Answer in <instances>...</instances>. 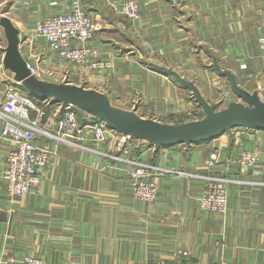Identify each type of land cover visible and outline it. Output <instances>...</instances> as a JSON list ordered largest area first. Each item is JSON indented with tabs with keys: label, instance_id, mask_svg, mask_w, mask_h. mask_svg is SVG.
I'll return each mask as SVG.
<instances>
[{
	"label": "crops",
	"instance_id": "obj_1",
	"mask_svg": "<svg viewBox=\"0 0 264 264\" xmlns=\"http://www.w3.org/2000/svg\"><path fill=\"white\" fill-rule=\"evenodd\" d=\"M81 1L98 27L91 45L113 61L111 68L78 69L61 62L44 38L33 37L38 21L68 11L74 0H0V14L20 30L27 61L55 71H44L42 78L63 81L68 68L72 83L104 91L114 104L158 119L199 104L189 88L159 69L161 62L144 59H166L165 65L188 79L215 78L211 61L218 59L240 85L264 95V0H138L141 17L135 24L113 7L125 0ZM3 49L0 102L7 87ZM208 58L210 66H200ZM198 85L210 101L217 95L214 84ZM226 92L239 99L231 85ZM223 135L220 141L138 147L141 158L160 168V193L153 203L134 198L129 164L112 156L130 157L122 143L91 135L79 148L39 137L53 151L41 184L11 200L4 178L9 142L0 138V264H21L27 253L48 264L160 259L213 264L221 258L229 264H264V129L242 127ZM218 143L223 149L214 171L235 179L227 183L225 213L204 211L199 204L204 183L199 175L209 172L204 161ZM242 147L258 152L255 167L234 161Z\"/></svg>",
	"mask_w": 264,
	"mask_h": 264
},
{
	"label": "built area",
	"instance_id": "obj_2",
	"mask_svg": "<svg viewBox=\"0 0 264 264\" xmlns=\"http://www.w3.org/2000/svg\"><path fill=\"white\" fill-rule=\"evenodd\" d=\"M115 10L126 17L132 24L141 17V5L138 0H125L113 3ZM95 18L88 13L81 0H74L68 11L48 15L38 21L33 37H42L48 43L50 51L63 63H71L78 69L106 70L113 66V61L100 55L91 42L97 31ZM4 54H5V49ZM6 80V92L0 102V138L9 142L6 154L4 178L10 199L36 191L41 184L42 175L48 166L53 151L48 145L41 144L40 138L54 139L72 147L82 146L83 138L91 135L96 141H112L122 143L123 151L130 154L129 158L112 155L125 160L131 177L133 196L141 202L153 203L160 193L158 175L161 173L157 165L132 155L143 145L151 146L147 141L131 134L121 133L98 118L83 121L78 107L71 103H62L50 99L39 102L26 93L15 81L13 73L8 71L3 63ZM28 66L33 74L42 77L44 71L55 74L53 68L48 69L39 65ZM66 68L63 81L71 82L68 75L71 71ZM84 117L92 118V114L83 110ZM46 117V119H45ZM94 117V116H93ZM45 119V120H44ZM214 140V139H213ZM222 146L210 153L204 165L210 170L199 175L203 186L199 195L202 210L225 213L229 204V189L227 183L231 179L214 171L220 159ZM234 159V158H233ZM235 162L241 167L250 169L260 161L258 152L242 147L238 150ZM13 211L14 208H11ZM21 264H48L41 256L27 253L21 258ZM146 264H188L164 259L148 261ZM213 264H229L221 258Z\"/></svg>",
	"mask_w": 264,
	"mask_h": 264
},
{
	"label": "water",
	"instance_id": "obj_3",
	"mask_svg": "<svg viewBox=\"0 0 264 264\" xmlns=\"http://www.w3.org/2000/svg\"><path fill=\"white\" fill-rule=\"evenodd\" d=\"M0 26L7 38L3 58L4 66L13 73L22 89L40 99L71 103L78 108L104 120L107 125L121 133L131 134L147 141L156 148L170 144H192L212 141L214 138L233 133L238 127L264 129V95L258 90L249 91L239 84L236 74L222 67L215 60V69L226 76L239 99L231 100L225 107L210 101L193 79L184 77L178 70L157 65L168 75H173L183 86L189 88L204 110V116L182 122H164L140 115L135 109L114 104L109 95L96 88L67 81H55L33 74L20 49V30L8 15L0 14Z\"/></svg>",
	"mask_w": 264,
	"mask_h": 264
},
{
	"label": "rangeland",
	"instance_id": "obj_4",
	"mask_svg": "<svg viewBox=\"0 0 264 264\" xmlns=\"http://www.w3.org/2000/svg\"><path fill=\"white\" fill-rule=\"evenodd\" d=\"M7 46V38L5 36V33H4V29L3 27L1 28L0 27V48H5ZM145 62L147 63H150V62H154L156 60V63L157 62H161V64L165 65L167 64V60L166 59H159L157 57H153V60H147V59H144ZM218 60V59H217ZM215 61H211V67L212 69L214 70V73H215V78H211L210 79V76L208 77H204L203 79L201 78H197L196 76H194L193 78H196V79H193L195 82H197V85L200 84V83H203V82H206L208 84L212 83L215 85L216 87V96L214 97V99H212L211 101H214V102H217L219 104V107H225L226 105H228V103L231 101V100H234L233 97H230L228 96L226 90L229 89L230 87V82L229 80L227 79L226 76H223V75H220L217 70L215 69ZM219 62V61H218ZM200 66H202L201 64H205V65H208L210 66V58H208L206 61H200ZM159 64V63H158ZM219 64L221 65V63L219 62ZM167 66V65H165ZM169 67V66H168ZM173 68V67H172ZM176 69V68H174ZM177 70V69H176ZM9 71V70H8ZM12 73V72H11ZM175 79V78H174ZM221 79H226V80H221ZM55 81H58V80H55ZM225 82V83H224ZM86 86V85H85ZM199 86V85H198ZM200 88V87H199ZM201 89V88H200ZM26 93H28L30 96H32L28 91H26L25 89H23ZM225 90V91H224ZM190 92V95L192 97V99H195L191 90H189ZM202 91V90H201ZM203 92V91H202ZM35 97V96H34ZM37 98V97H36ZM196 100V99H195ZM210 100V99H209ZM198 108L196 109H193V110H189L187 113H179V114H176L177 112H175L174 114L170 113L168 115H163V116H158V120L160 121H164V122H173V123H176V122H180L182 120L186 121V120H192V119H196V118H201L202 116V113L204 112L203 108L199 105H197ZM82 112L79 111V114H81ZM83 114V113H82ZM81 118H82V115H81ZM46 119V117H45ZM44 119V120H45ZM239 128H242V127H238V128H235L233 131L235 130H238ZM224 135H222V138H223ZM214 139H218V137L214 138ZM221 145L220 143H218L217 145L214 146V150L215 151L218 146ZM222 149H223V146H222ZM138 149H136L133 153L135 154V156L138 155ZM212 151V152H213ZM211 152V153H212ZM239 164V163H237ZM240 165V164H239ZM257 165V164H256ZM255 167V166H254ZM210 171V170H209ZM212 172H215L212 170Z\"/></svg>",
	"mask_w": 264,
	"mask_h": 264
},
{
	"label": "trees",
	"instance_id": "obj_5",
	"mask_svg": "<svg viewBox=\"0 0 264 264\" xmlns=\"http://www.w3.org/2000/svg\"><path fill=\"white\" fill-rule=\"evenodd\" d=\"M173 76V75H172ZM174 77V76H173ZM175 78V77H174ZM176 79V78H175ZM177 80V79H176ZM179 82V81H178ZM32 98L34 99V100H36L37 102H39V100H41L40 98H36V97H34V96H32ZM78 111H80V112H82L83 113V110L82 109H80V108H78ZM80 114V115H84V113L83 114ZM202 117L204 116V112L202 113V115H201ZM86 118H88V117H86ZM89 119H98L97 117H93L92 116V118H89ZM82 120L83 121H86L83 117H82ZM182 121H184V120H182ZM182 121H180V122H182Z\"/></svg>",
	"mask_w": 264,
	"mask_h": 264
},
{
	"label": "bare ground",
	"instance_id": "obj_6",
	"mask_svg": "<svg viewBox=\"0 0 264 264\" xmlns=\"http://www.w3.org/2000/svg\"><path fill=\"white\" fill-rule=\"evenodd\" d=\"M222 135H223V134H222ZM222 135L218 136V138H219L218 140H216V139H214V140H216V141H220L221 139H223V138H222ZM212 141H213V140H212ZM214 142H215V141H214Z\"/></svg>",
	"mask_w": 264,
	"mask_h": 264
}]
</instances>
